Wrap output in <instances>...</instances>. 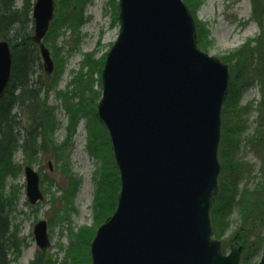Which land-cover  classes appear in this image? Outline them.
I'll list each match as a JSON object with an SVG mask.
<instances>
[{
	"label": "water",
	"instance_id": "water-1",
	"mask_svg": "<svg viewBox=\"0 0 264 264\" xmlns=\"http://www.w3.org/2000/svg\"><path fill=\"white\" fill-rule=\"evenodd\" d=\"M120 32L102 69L96 115L109 132L121 189L114 213L91 243L92 264H242V245L228 254L213 237L211 208L219 191L222 109L229 65L198 46L184 0H119ZM56 0H36L34 42H43ZM12 79V50L0 40V98ZM27 197L43 200L40 175L26 166ZM40 249L48 223L34 226ZM264 264V252L257 263Z\"/></svg>",
	"mask_w": 264,
	"mask_h": 264
},
{
	"label": "rangeland",
	"instance_id": "rangeland-1",
	"mask_svg": "<svg viewBox=\"0 0 264 264\" xmlns=\"http://www.w3.org/2000/svg\"><path fill=\"white\" fill-rule=\"evenodd\" d=\"M184 1L191 9L196 26L206 32L202 39L205 46L203 50L223 61L226 57H234L244 46L249 45V50L254 48L257 41L264 37V0L259 4L258 11L254 8L256 0ZM23 2L24 0H16L17 7H21ZM67 4L65 0H57L53 24L51 23L53 26L49 29L48 37L44 39L55 65L61 60L62 68L56 87L47 94L42 93L54 114L55 124L51 136L52 147L57 152H54V148L37 151L29 159L22 148L26 136L23 120L13 155V161L21 166V171L7 176L4 184L6 213L15 239L13 244L9 241L10 264H31L39 251L43 252L46 264H69L70 248L78 232L84 227L90 230L99 227L101 214L95 197L104 159L93 156L89 150L91 137H95L97 132L92 110L94 104H98V92L102 91L99 73L93 71L90 74L88 85L91 89L86 93L88 100L82 103L86 106L85 111L73 115L78 117L75 130L69 129L72 114L60 92L69 93L70 103L76 109L80 107L82 111V104H77L82 102L81 97L77 94L73 96L76 92L75 82L79 77L85 79L88 66L97 68L106 60L119 35L120 4L119 0H82L81 3L73 0V5H76L74 12L78 13L76 24L57 19ZM54 51L57 52L55 56ZM254 56L257 65L258 54L255 53ZM226 63L231 69V63ZM34 77L36 79L37 74ZM252 77L240 93V105L244 108L241 118L245 125L239 134V146L235 151L240 161L249 163L250 170L245 171L239 178L240 189L249 191L264 186V92L263 84L253 74ZM88 125H92L91 132ZM26 166H31L40 175L39 184L44 198L36 204H31L27 197V178L24 171ZM75 179L78 184L66 198V191L71 187V182H76ZM241 210V205L233 206L230 224L221 238L223 245H227L225 253L230 251L235 241L233 234L242 224ZM40 220L47 221L51 242L44 251L39 248L34 235V226ZM258 231H264V224L258 225ZM261 255L262 252L258 253L253 263Z\"/></svg>",
	"mask_w": 264,
	"mask_h": 264
},
{
	"label": "trees",
	"instance_id": "trees-1",
	"mask_svg": "<svg viewBox=\"0 0 264 264\" xmlns=\"http://www.w3.org/2000/svg\"><path fill=\"white\" fill-rule=\"evenodd\" d=\"M76 1L81 3L82 0ZM261 2L263 0H256L255 10ZM65 3L68 4L60 12L57 19L76 24L78 16V13L74 12L76 5H73V0H65ZM33 6V0H24L21 7H17L16 0H0V38L9 41L13 53L12 79L0 98V264H10L8 252L11 244L15 242L6 213L7 207L3 189L7 176L15 175L21 171V166L13 161V155L19 141L18 131L23 120H25L26 136L22 148L29 159H32L37 151H48L54 148L52 147L51 136L55 124L54 114L47 99L42 97V93L47 94L56 87L62 74L61 60L55 65L52 74H47L43 70L39 47L33 41ZM79 18L82 19L80 14ZM77 27L75 26V28ZM197 30L199 46L204 49L202 39L206 36V32L198 25ZM248 47L249 45L244 46L234 57H226L224 60L231 63V82L229 95L222 111V139L219 148L222 168L219 178V192L211 209L214 236L221 239L230 224L229 218L233 206L235 204L241 205L242 224L233 234V238L239 240L244 246L242 253V263L244 264L252 263L255 256L264 250V231H258V225L264 224V186L253 191L240 189L239 178L244 175L245 171L250 170V166L249 163L240 161L235 154L239 146V134L245 125L241 118L244 114V108L240 105V93L251 81L252 74L257 81L263 84L262 91L264 92V37L262 36L257 41L254 48L249 50ZM255 53L258 54L259 60L257 65H255ZM56 54L57 52L54 51V56ZM104 62L99 64L97 68L88 66L85 79L79 77L75 82L76 92L73 96L79 95L81 97L80 102L82 101L77 103L78 106L88 100L86 93L91 89L88 83L93 71L99 73V85L102 86L101 70ZM101 93L102 91L98 92V101ZM60 94L64 95L67 109L72 114L69 129L75 130L78 117L73 115L85 111L86 106L82 104V111L80 107L76 109L70 103L69 93L60 92ZM96 106L97 104H94L92 117L97 123V132L95 137H91L92 142L89 150L93 156L104 159L103 171L95 197L97 209L101 214L98 224L100 226L117 207V194L121 188V182L109 133L96 117ZM15 108L17 111H14ZM88 130L92 131V125H88ZM54 152L56 153L57 149L54 148ZM77 184V180L71 182V187L66 191V198ZM97 228L90 230L84 227L78 232L70 248L69 264H92L90 244ZM9 241L12 243L10 244ZM226 246L225 243L223 250ZM31 264H46L43 252L39 251Z\"/></svg>",
	"mask_w": 264,
	"mask_h": 264
}]
</instances>
